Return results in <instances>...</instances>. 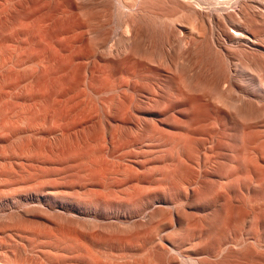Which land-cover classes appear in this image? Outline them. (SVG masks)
I'll return each mask as SVG.
<instances>
[{
    "label": "rangeland",
    "instance_id": "1",
    "mask_svg": "<svg viewBox=\"0 0 264 264\" xmlns=\"http://www.w3.org/2000/svg\"><path fill=\"white\" fill-rule=\"evenodd\" d=\"M0 264H264V0H0Z\"/></svg>",
    "mask_w": 264,
    "mask_h": 264
},
{
    "label": "bare ground",
    "instance_id": "2",
    "mask_svg": "<svg viewBox=\"0 0 264 264\" xmlns=\"http://www.w3.org/2000/svg\"><path fill=\"white\" fill-rule=\"evenodd\" d=\"M91 235H92V234H91ZM96 235H97L96 233H95V235H94V233H93V236H91V237H93V238L95 239V238H96V237H95ZM76 236H77V238H78V235H76ZM79 237H80V235H79ZM81 238H82V237H81ZM87 238H88V237H87ZM98 239H99V238H98ZM81 240H82V239H81ZM81 240H80V241H81ZM82 241H83V242H82ZM82 241L79 242V243H84V242H86L85 240H82ZM84 244H85V243H84ZM84 244H83V245L81 244V245L84 247ZM85 246H86V245H85ZM90 250H91V249H90ZM90 254H91V253H90ZM95 258H96V257H95ZM96 259H99V257H97ZM96 259H95V260H96ZM103 263H104V262H103Z\"/></svg>",
    "mask_w": 264,
    "mask_h": 264
}]
</instances>
